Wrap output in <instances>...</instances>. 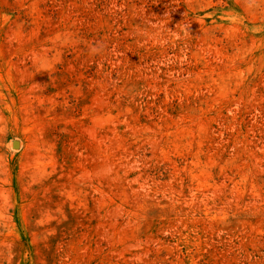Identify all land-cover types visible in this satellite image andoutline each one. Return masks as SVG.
I'll list each match as a JSON object with an SVG mask.
<instances>
[{"label": "rangeland", "instance_id": "obj_1", "mask_svg": "<svg viewBox=\"0 0 264 264\" xmlns=\"http://www.w3.org/2000/svg\"><path fill=\"white\" fill-rule=\"evenodd\" d=\"M0 264H264V0H0Z\"/></svg>", "mask_w": 264, "mask_h": 264}]
</instances>
